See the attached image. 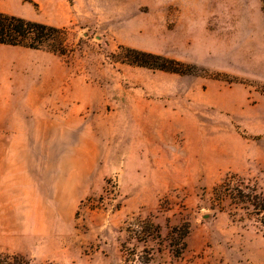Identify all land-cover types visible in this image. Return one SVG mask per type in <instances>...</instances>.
<instances>
[{"label": "rangeland", "instance_id": "rangeland-1", "mask_svg": "<svg viewBox=\"0 0 264 264\" xmlns=\"http://www.w3.org/2000/svg\"><path fill=\"white\" fill-rule=\"evenodd\" d=\"M32 1L0 11L67 28L72 51L0 47V78L32 91L0 123V252L125 264V242L150 248L148 264H264L257 218L211 208L227 174L264 194V0ZM122 47L182 72L122 61ZM144 218L161 238L129 235ZM185 220L175 258L165 236Z\"/></svg>", "mask_w": 264, "mask_h": 264}, {"label": "trees", "instance_id": "trees-1", "mask_svg": "<svg viewBox=\"0 0 264 264\" xmlns=\"http://www.w3.org/2000/svg\"><path fill=\"white\" fill-rule=\"evenodd\" d=\"M25 1L37 5L32 0ZM67 32L68 29L65 27L0 11V44L46 50L63 57L72 51L65 38ZM118 56L120 60L131 64L182 72L179 68L168 65L160 56L134 48L122 47ZM225 203L234 209L227 211L230 216L235 217L239 211L246 215H254L264 228V194L255 183L234 173L227 174L212 188L211 208L225 210ZM126 229L130 236L144 242L148 239L161 238L160 226L149 218L130 222ZM189 232L190 223L187 220L169 226L165 239L173 257L178 258L183 253ZM121 248L125 252V264H148L152 259L150 248L144 247L137 252L125 242L121 243ZM0 264L32 263L20 253L0 252Z\"/></svg>", "mask_w": 264, "mask_h": 264}, {"label": "crops", "instance_id": "crops-1", "mask_svg": "<svg viewBox=\"0 0 264 264\" xmlns=\"http://www.w3.org/2000/svg\"><path fill=\"white\" fill-rule=\"evenodd\" d=\"M37 2L40 0H36ZM56 4V1L53 0ZM0 47H4L5 49H8L10 51L13 52H22V53H27L28 51L31 50H37V49H30V48H26V47H21V46H12V45H6V44H0ZM4 61L6 63H18L19 61L15 58V57H6L4 58ZM44 64L42 63V66ZM26 66H28L29 68H31L32 66H34V63H27ZM10 70V69H9ZM31 90L30 88H27L26 91H22L20 90V88L18 87L17 84H15V80L14 78L11 77H5L4 79L0 78V105L2 106L1 109V114L3 115L1 120V124L5 125L7 123V120L4 117V110H5V105L7 103H10L11 100H13L16 97H21L23 95L29 96L31 94Z\"/></svg>", "mask_w": 264, "mask_h": 264}]
</instances>
